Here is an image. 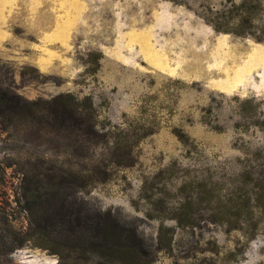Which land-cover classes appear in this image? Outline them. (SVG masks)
Listing matches in <instances>:
<instances>
[{
  "label": "rangeland",
  "instance_id": "374dc122",
  "mask_svg": "<svg viewBox=\"0 0 264 264\" xmlns=\"http://www.w3.org/2000/svg\"><path fill=\"white\" fill-rule=\"evenodd\" d=\"M6 90L0 264H264V0H0Z\"/></svg>",
  "mask_w": 264,
  "mask_h": 264
},
{
  "label": "trees",
  "instance_id": "16d2710c",
  "mask_svg": "<svg viewBox=\"0 0 264 264\" xmlns=\"http://www.w3.org/2000/svg\"><path fill=\"white\" fill-rule=\"evenodd\" d=\"M25 104V102L20 99L13 92L6 90L4 92H0V223L9 222L12 215L14 214V208H12L10 201H7L3 198L9 186H13L15 182H19L20 186H24L26 178L25 174L21 173V178L15 175L6 176L5 170L8 168H12L13 166H17L20 158H16L12 154H8L5 151L4 144L6 141L2 139V135L5 134L9 126V117L17 113L19 109V104ZM31 159H29L30 161ZM19 175V174H18ZM20 188V187H19ZM26 190V189H25ZM29 192H33V190L29 189ZM15 203V202H14ZM16 204L20 205L21 213L24 214V218L28 216L30 209V201L17 200ZM27 228H21V230L15 233L13 238V246L7 248L6 253H9L13 250L22 249L25 246V243L29 241L32 234L28 231ZM6 243L2 245L4 247ZM89 255L96 259H108L112 258V253L107 250H103V248L92 246L89 249Z\"/></svg>",
  "mask_w": 264,
  "mask_h": 264
},
{
  "label": "crops",
  "instance_id": "0c3cea01",
  "mask_svg": "<svg viewBox=\"0 0 264 264\" xmlns=\"http://www.w3.org/2000/svg\"><path fill=\"white\" fill-rule=\"evenodd\" d=\"M228 36H225V39L223 40L224 43H226L228 46L231 44V40ZM223 58L221 59L220 64L227 63V60L230 59L231 51H221ZM219 52V53H221ZM207 56L205 54L199 53L198 55H194L191 59L187 60L185 63V66L187 67V71L184 74H180L178 72H174L178 77L191 80V81H205L208 80L207 77V66L209 63L207 62ZM161 70H163L165 73L170 74L168 72V69L163 63L160 64ZM197 75L195 72H198ZM212 80L216 81V79L212 78Z\"/></svg>",
  "mask_w": 264,
  "mask_h": 264
}]
</instances>
